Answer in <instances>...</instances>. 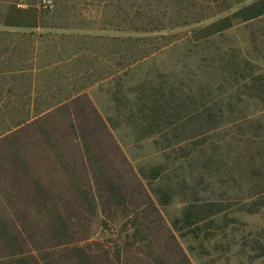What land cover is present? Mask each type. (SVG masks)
<instances>
[{
  "label": "rangeland",
  "instance_id": "obj_1",
  "mask_svg": "<svg viewBox=\"0 0 264 264\" xmlns=\"http://www.w3.org/2000/svg\"><path fill=\"white\" fill-rule=\"evenodd\" d=\"M4 2L0 18L20 27H0L11 33L0 97H14L0 107L11 130L0 138V264H34L32 254L75 264L76 253L65 254L54 233L57 212L78 219L63 198L69 180L90 209V239L81 247L120 251L124 264H264V182L255 176L264 165L240 161L245 150L221 141L229 132L203 134L207 114L264 113V15L233 19L231 29L198 43L185 29L141 32L136 0ZM243 74L262 91L244 89ZM252 94L260 100L246 105ZM258 118L264 123V114ZM102 122L154 205L138 218L106 204L74 140L72 127L96 131L115 151ZM39 132L49 145L34 139ZM132 225L142 234L124 242Z\"/></svg>",
  "mask_w": 264,
  "mask_h": 264
},
{
  "label": "trees",
  "instance_id": "obj_2",
  "mask_svg": "<svg viewBox=\"0 0 264 264\" xmlns=\"http://www.w3.org/2000/svg\"><path fill=\"white\" fill-rule=\"evenodd\" d=\"M122 1L128 3V1L133 0ZM136 1H138L136 7L139 9L140 17L138 20L141 32L151 34L185 29L194 34L196 42L198 43L201 41L206 42L217 34L231 29L233 27L231 24L233 19L249 21L257 16L264 15V0ZM0 2L3 3L4 0H0ZM129 7H131V5ZM10 19L11 17H9V15L0 18V27H20L18 22H11ZM208 20H213L208 26L209 28L205 25ZM202 24H204L203 27H201ZM10 35V32L0 31V67L4 65L1 60L7 58L8 52L10 51L9 48L11 45L7 41ZM240 79L244 83V89H254L259 92L263 89L262 86H254V80L249 74H243ZM238 85L239 84H237V86ZM247 97V102L245 101V103L246 105H249V100H253L254 98L258 100L260 96L252 94ZM237 102V105L245 107V104L241 99H238ZM12 103L14 104V97H0V107H2L3 104L8 107L9 104L11 105ZM61 103L62 102L57 105H60ZM237 110L238 111H236V113L229 112L228 117H226L227 112H222L218 116L215 114H207L205 119L210 122H208V126L206 130H204L203 134L208 136L217 130H225L224 132H229L230 134H224L221 141L231 140L236 143L240 149H244L245 152L241 153L242 156H240L239 160L251 164L256 170L259 167L257 164L258 161L261 162V167L264 165V123H262L261 119L258 118V116L264 113L251 114L239 108ZM1 115L3 116L7 114L4 112L0 114V138L11 131L6 130L7 128H5L1 123ZM98 119L101 121V117L99 115ZM102 126L106 135L108 134L112 143H114L115 151L108 150L107 146L105 147V145H101L100 140L97 139L98 134L96 131H86L81 134L77 128L72 127L74 135H76L74 140L79 142L80 145L83 144L85 147L89 163H91L96 170L95 176L93 177V185L97 191H101L103 187L106 204L110 202L112 205L114 204L122 209L125 214L130 213L128 217H131L133 213V215L137 216L135 218H138L141 215V212H144L147 209L151 210L154 208V205L151 199L149 200L148 198L147 201V196L149 197V195L147 194L146 189L144 188L139 176L130 167L129 163L125 159V156L115 143L110 131L107 129V126L103 122ZM34 139H41L46 143L45 145H49L46 135L42 132L34 135ZM254 145L260 148L258 154L254 153ZM46 150L51 152L48 146ZM212 150L216 153V149L212 148ZM255 176L257 179L264 182V171L259 174H255ZM252 178L254 179V176ZM93 185H91L92 188H94ZM64 187L66 189V195H63V198H67L69 200L78 214V219H75V222L71 218H63L62 214L57 212L59 217L54 225L56 226L54 233L58 237L61 236V238H63L62 241L64 242L61 246H68V248L64 250V253H76L75 264H101L99 258H104L106 260L105 264H124L122 262V253L120 251L112 252L110 248L104 245H102V247L100 246L97 252L91 249L90 246H80L83 242L88 245V240L90 239V209L86 205L85 192L74 186L73 182L70 180L67 181L66 185L64 184ZM143 197H146V201L143 200ZM130 207L134 208L132 212L129 211ZM192 224L193 222H191L190 225ZM132 227L134 230L131 235L129 232H125L124 242L129 241L130 239L136 242L139 235L142 234V231L138 229L136 225H132ZM71 229L78 232L75 231L76 234H73ZM58 246L59 245H57V247ZM30 254L32 253L30 252ZM12 255L16 258L19 253H13ZM102 255L104 257H102ZM29 259L30 257L27 256V260ZM31 259L34 260V264H41L40 262L43 264H54V262H52L54 261L52 258V260L36 261L32 254ZM27 264H29V262H27Z\"/></svg>",
  "mask_w": 264,
  "mask_h": 264
},
{
  "label": "built area",
  "instance_id": "obj_3",
  "mask_svg": "<svg viewBox=\"0 0 264 264\" xmlns=\"http://www.w3.org/2000/svg\"><path fill=\"white\" fill-rule=\"evenodd\" d=\"M44 4H45V7L50 9V10H52L54 8L52 1H45Z\"/></svg>",
  "mask_w": 264,
  "mask_h": 264
}]
</instances>
